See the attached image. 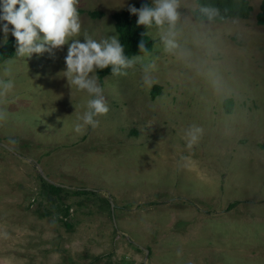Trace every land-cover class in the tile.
Wrapping results in <instances>:
<instances>
[{"label": "rangeland", "instance_id": "374dc122", "mask_svg": "<svg viewBox=\"0 0 264 264\" xmlns=\"http://www.w3.org/2000/svg\"><path fill=\"white\" fill-rule=\"evenodd\" d=\"M248 1L247 18L198 22L178 0L151 53L98 79L109 111L79 134L92 97L61 73L68 45L0 63V264H264L263 0ZM140 2L155 6L78 0L76 38L118 36L113 15Z\"/></svg>", "mask_w": 264, "mask_h": 264}, {"label": "clouds", "instance_id": "9594fccd", "mask_svg": "<svg viewBox=\"0 0 264 264\" xmlns=\"http://www.w3.org/2000/svg\"><path fill=\"white\" fill-rule=\"evenodd\" d=\"M155 6L142 5L140 9L130 6L128 11L138 17V26L163 25L167 22L174 26L178 19V0H154ZM78 0H2V15L0 20L4 21L3 33L5 43L9 34L16 40V58H31L34 54L43 55L48 53L54 55V50L62 49L68 45L65 57L66 70L63 77L66 78L68 86H75L78 90L86 91L91 99L87 102V110L78 117L79 123L74 126L76 133H82L87 126L95 128L98 121L95 117L106 114L109 111L103 97V89L99 86L97 71L111 69V75L125 76L127 69L133 68L137 60L136 56L131 58L125 55L123 45L118 36L95 39L93 35L85 32L84 42H81V22L77 9ZM205 14H215L218 10L205 7ZM143 35V34H142ZM168 45L174 46L169 40ZM139 49L144 50L143 40ZM11 59L5 62L4 71L9 72L8 65ZM60 73V74H61ZM59 74V75H60ZM144 83L150 86L147 77ZM11 80L0 78V98H4L13 89ZM5 116L0 112V119ZM200 130L195 129L189 133L187 147L192 148L198 140Z\"/></svg>", "mask_w": 264, "mask_h": 264}, {"label": "trees", "instance_id": "16d2710c", "mask_svg": "<svg viewBox=\"0 0 264 264\" xmlns=\"http://www.w3.org/2000/svg\"><path fill=\"white\" fill-rule=\"evenodd\" d=\"M197 4L198 8L194 11V18L198 22H222L231 18H247L252 11L248 0H197ZM142 5L154 7L147 2L135 3L131 6L140 9ZM129 7L113 15L118 37L120 39V43L124 47L125 55L131 58L133 56L149 54L153 51L154 42L149 36L148 29L149 27L156 24L153 22L151 26H138V17L132 15L128 11ZM205 7L213 8L218 11L215 14H205L202 11V9ZM90 15L92 18H101L104 16V13L100 11H94L90 12ZM257 21L259 25L264 26V0L261 3L260 12L257 15ZM141 40H143L144 44L143 51L139 49ZM15 52L16 40L14 36H11L8 45L2 49L0 63L6 59L12 58L15 55ZM96 75L98 76L100 84L103 85L104 78L111 75V69L109 68L102 71H97ZM232 103L233 101L230 99L225 102L227 109L231 108ZM48 188H50L49 190L55 194H61V192L66 189L65 187L55 186L53 184H49ZM237 204L238 202H235L231 204L230 207H234Z\"/></svg>", "mask_w": 264, "mask_h": 264}, {"label": "crops", "instance_id": "0c3cea01", "mask_svg": "<svg viewBox=\"0 0 264 264\" xmlns=\"http://www.w3.org/2000/svg\"><path fill=\"white\" fill-rule=\"evenodd\" d=\"M104 81V80H103Z\"/></svg>", "mask_w": 264, "mask_h": 264}]
</instances>
